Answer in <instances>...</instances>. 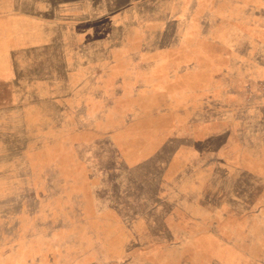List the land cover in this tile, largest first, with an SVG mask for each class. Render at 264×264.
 <instances>
[{
	"label": "rangeland",
	"instance_id": "obj_1",
	"mask_svg": "<svg viewBox=\"0 0 264 264\" xmlns=\"http://www.w3.org/2000/svg\"><path fill=\"white\" fill-rule=\"evenodd\" d=\"M0 264H264V0H0Z\"/></svg>",
	"mask_w": 264,
	"mask_h": 264
}]
</instances>
